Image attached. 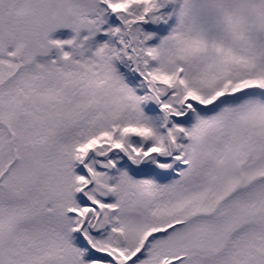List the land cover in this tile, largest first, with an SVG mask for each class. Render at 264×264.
Returning <instances> with one entry per match:
<instances>
[{
    "label": "snow or ice",
    "instance_id": "1",
    "mask_svg": "<svg viewBox=\"0 0 264 264\" xmlns=\"http://www.w3.org/2000/svg\"><path fill=\"white\" fill-rule=\"evenodd\" d=\"M0 264H264V0H0Z\"/></svg>",
    "mask_w": 264,
    "mask_h": 264
}]
</instances>
